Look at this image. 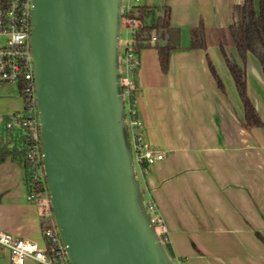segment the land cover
Returning a JSON list of instances; mask_svg holds the SVG:
<instances>
[{
    "label": "crops",
    "instance_id": "obj_1",
    "mask_svg": "<svg viewBox=\"0 0 264 264\" xmlns=\"http://www.w3.org/2000/svg\"><path fill=\"white\" fill-rule=\"evenodd\" d=\"M243 0H138L169 9L180 47L163 72L154 48L139 51L130 75L141 142L164 158L149 170L147 200L164 226L174 264H264V127H242L243 108L217 47L189 49L190 30L226 28ZM258 0H254L257 8ZM228 52L239 60L233 49ZM221 81L219 90L209 71ZM247 93L264 122V78L251 55ZM23 158L0 159V232L43 249L44 219L30 202ZM0 264H10L0 247ZM24 264H40L27 259Z\"/></svg>",
    "mask_w": 264,
    "mask_h": 264
},
{
    "label": "water",
    "instance_id": "obj_2",
    "mask_svg": "<svg viewBox=\"0 0 264 264\" xmlns=\"http://www.w3.org/2000/svg\"><path fill=\"white\" fill-rule=\"evenodd\" d=\"M121 0H32L40 148L70 264H174L132 164L119 72Z\"/></svg>",
    "mask_w": 264,
    "mask_h": 264
},
{
    "label": "built area",
    "instance_id": "obj_3",
    "mask_svg": "<svg viewBox=\"0 0 264 264\" xmlns=\"http://www.w3.org/2000/svg\"><path fill=\"white\" fill-rule=\"evenodd\" d=\"M128 1L137 2L138 0ZM132 7L134 6L130 4L126 11L121 8L120 36L124 27L130 33V43H127L124 52L119 54L123 101L133 89L130 75L137 66V58L131 50L132 37L135 35L137 22L135 19L123 18ZM32 8V0H0V83L13 84L19 89L23 108L21 111L7 116L8 121L4 127L7 129L19 128L24 131L27 137L28 152L24 162L27 163L33 181L39 184V191L28 197L41 215H47L50 218V223L49 225L44 222L42 224L43 249L38 248L35 243L29 240L15 238L4 232H0V247L9 251L10 264H24L27 259L40 264H70L53 219L49 191L45 184L43 155L40 148L39 110L36 102L34 66L30 46ZM155 41L156 37L152 33L151 43ZM125 124L131 146L132 164H136L141 179L144 180L150 168L163 160L164 154L141 142L140 137L135 133L139 125L135 118V112L126 108ZM145 209L150 217L151 214L156 213L155 205L151 201L147 202ZM151 220L153 226L155 224L156 233H164V226L157 216L151 217Z\"/></svg>",
    "mask_w": 264,
    "mask_h": 264
},
{
    "label": "trees",
    "instance_id": "obj_4",
    "mask_svg": "<svg viewBox=\"0 0 264 264\" xmlns=\"http://www.w3.org/2000/svg\"><path fill=\"white\" fill-rule=\"evenodd\" d=\"M123 18L135 19L137 22L136 32L132 37L131 45V50L136 58L140 50L152 47L157 52L161 70L165 72L170 52L180 47L179 31L172 28L169 23V9L167 7L134 6ZM152 33L156 37L154 43H151ZM208 47H217L219 49L226 68L230 73L243 108L242 127L246 130L263 128L264 122L258 115L247 93L245 67L248 62V56H253L258 61L264 78V0H258L257 8L254 5V0H243L242 4L234 6L232 9V23L226 28H205L199 25L191 29L188 48L206 51ZM229 48L234 50L239 63L228 52ZM208 68L216 82L217 88L223 91L221 81L210 61H208ZM136 69L137 66L131 74ZM135 99L136 91L132 89L123 102L126 109L135 112V118L137 119ZM7 121L8 117H6L5 122L0 127V159L10 155L11 157L23 158L25 161V156L28 152L27 137L24 131L19 128H5L4 124ZM25 165L26 191L28 196H31L39 191V184L33 181L26 162ZM144 181L145 179L142 180L143 190L141 189L143 196L146 193ZM147 202L148 200L144 201L145 206ZM153 215L155 217L156 213H153ZM157 234L160 242L171 256L166 234L159 232Z\"/></svg>",
    "mask_w": 264,
    "mask_h": 264
},
{
    "label": "rangeland",
    "instance_id": "obj_5",
    "mask_svg": "<svg viewBox=\"0 0 264 264\" xmlns=\"http://www.w3.org/2000/svg\"><path fill=\"white\" fill-rule=\"evenodd\" d=\"M121 1H122L121 8L123 11H126L130 4L131 5L134 4V2L132 1L129 2L128 0H121ZM127 43H130V33L129 30L124 27L121 30V36H120L119 47L121 53L124 52ZM22 108H23V103L19 96V89L17 88V86L13 84L0 83V127L5 122L7 116L15 112L21 111ZM126 123H128V120H126ZM133 166L136 174V179L139 181L141 189L143 190V183L141 180V176L138 172L137 166L135 163L133 164ZM144 201H147L146 193L144 194ZM151 216L153 217L154 215L152 214ZM42 218L44 219V223L46 225H49L50 218L47 215H42Z\"/></svg>",
    "mask_w": 264,
    "mask_h": 264
}]
</instances>
